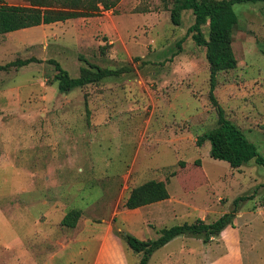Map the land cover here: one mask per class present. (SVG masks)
Listing matches in <instances>:
<instances>
[{"label": "rangeland", "instance_id": "obj_1", "mask_svg": "<svg viewBox=\"0 0 264 264\" xmlns=\"http://www.w3.org/2000/svg\"><path fill=\"white\" fill-rule=\"evenodd\" d=\"M173 2L122 0L94 17L0 35V65L41 60L0 71V264H110L115 237L128 264H139L141 255L116 232L155 240L161 229L198 217L164 214L145 225L139 210L124 205L134 188L152 180L166 182L173 196L185 186L209 183L201 189H207L205 197L184 199L201 205L215 193L210 222L246 197L238 206L244 214L239 223L243 229L251 222L259 246L258 253H246V261L264 264V166L233 169L211 157L209 141L197 145L201 134L217 127L219 111L209 98L206 49L188 33L192 11L183 12L181 26H175ZM2 4L30 6L27 0ZM234 10L238 65L218 74L214 95L226 118L264 157V4ZM203 32L208 38V26ZM84 59L131 71L62 93L50 60L76 78ZM74 209L81 211L77 226L63 227ZM154 211L166 210L155 205ZM161 249L150 264L164 257ZM178 250L180 241L167 249Z\"/></svg>", "mask_w": 264, "mask_h": 264}, {"label": "trees", "instance_id": "obj_2", "mask_svg": "<svg viewBox=\"0 0 264 264\" xmlns=\"http://www.w3.org/2000/svg\"><path fill=\"white\" fill-rule=\"evenodd\" d=\"M27 1L30 4L28 7L0 5V35L72 19L94 17L102 11H113L122 0ZM249 3L264 4V0H174L170 10L171 21L175 26H181L183 12L192 11L194 24L188 29V33L192 34V39L197 46L206 49L211 84L209 98L219 111L217 127L201 134L197 139V145L201 147L209 141L211 157L227 162L233 169H239L251 163L264 166V157L257 151L255 144L237 125L226 118L214 95L218 74L234 70L238 65L233 49V34L239 18L234 6ZM205 26L209 28L208 38L203 32ZM108 47L110 46L101 47L102 52H105ZM83 61L86 67L80 69L79 77L73 78L59 62L50 60V63L55 65L57 72L55 80L62 93L68 94L78 88L97 85L105 79L120 77L131 71L130 68L119 70L102 68L87 59ZM34 62H41V60L18 59L3 66L0 65V71H6L11 67H25ZM169 197L166 182L152 180L134 188L124 206L128 210H135L165 201ZM244 199L246 197L237 198L233 202V212L223 215L213 223L197 220L192 224L185 223L164 228L158 232L159 237L155 240H141L125 231L116 232V235L131 251L141 255L139 264H150V259L156 251L180 236L201 239L205 244L219 237L227 227L234 225L236 214L239 212V203ZM80 217L81 211L74 209L63 218L61 225L75 228Z\"/></svg>", "mask_w": 264, "mask_h": 264}, {"label": "crops", "instance_id": "obj_3", "mask_svg": "<svg viewBox=\"0 0 264 264\" xmlns=\"http://www.w3.org/2000/svg\"><path fill=\"white\" fill-rule=\"evenodd\" d=\"M83 21L84 23H87L85 22V20ZM9 34L11 33L5 35L9 36ZM109 43L111 45L112 42ZM29 44L37 45V43ZM205 184L206 186L203 187H206L208 189L209 183ZM203 187L195 189L191 186H185L182 189L183 194H179V196H173L169 193L170 197L165 201L129 211L139 210L141 212V220L143 221V223L146 222L145 225H148V227H151L150 222L152 221V219L150 220L147 218H153L156 216L160 221L162 220V218L164 219V214V216L171 215L174 217H180L184 220L198 214L196 221L201 220L205 223H213L218 220L217 219L213 222L209 221L211 213H213L211 211V204H214V201L212 200H214L213 197L215 193L213 194V192H209L210 202H206L203 204L201 203V205H197V203L191 202L190 199H184V197L190 196V194L205 197L208 192L207 189H204V191H202L201 189ZM155 205L164 206L166 210L165 213L154 211ZM226 213L224 212L223 215H225ZM243 215V212L240 211L234 221V225L227 227L219 237L213 238L207 244H205L201 239L188 236H180L174 239L161 249L162 251H166L164 252V257L159 259L158 264H247L246 253H258L259 246L257 242L258 235H256V229L251 225V222L246 221L245 227L243 229L241 228L239 220L243 218ZM110 241L111 244H109V248L114 254L110 256L109 263L124 264L125 260V263L128 264L129 261L125 255L124 250H122L123 248L118 242L117 238H111ZM175 241H180V250L176 252L167 251L170 245ZM197 241H200L201 243ZM31 261H33V259ZM249 261L251 262V264H256L254 263V261ZM19 264H28V262L22 261Z\"/></svg>", "mask_w": 264, "mask_h": 264}]
</instances>
